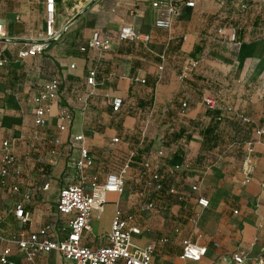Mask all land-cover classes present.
<instances>
[{"label":"crops","instance_id":"crops-1","mask_svg":"<svg viewBox=\"0 0 264 264\" xmlns=\"http://www.w3.org/2000/svg\"><path fill=\"white\" fill-rule=\"evenodd\" d=\"M154 1L55 0L54 29L61 36L44 42L45 0H0V23L11 39L1 50L7 64L0 68V143H13L18 169L0 179L1 236L49 225L50 238L62 239L69 217L56 210L59 190L82 185L89 191L93 176L102 183L126 165L123 192L108 193L101 212L91 213L82 245L106 244L118 206L140 230L135 246L155 244L153 264H232L238 251L264 256V133H256L264 130V0H193L168 30L154 25ZM124 24L148 41L118 40ZM93 31L112 37L108 50H80ZM34 43L45 44L42 53L19 60L18 51ZM90 70L94 85L86 83ZM51 78L59 82L58 95L46 105V123L36 126L32 98ZM114 97L123 100L118 112L111 110ZM205 97L215 98L214 108ZM60 109L70 113L63 130ZM77 134L93 158L83 183L72 165ZM247 156L253 173L243 183ZM171 158L181 161L175 172L166 162ZM172 187L180 199L169 193ZM148 201L160 211L143 210ZM17 202L29 213L26 224L14 216ZM184 239L206 247L199 263L179 259ZM13 252L15 264H28ZM33 264L73 263L51 251Z\"/></svg>","mask_w":264,"mask_h":264},{"label":"built area","instance_id":"built-area-1","mask_svg":"<svg viewBox=\"0 0 264 264\" xmlns=\"http://www.w3.org/2000/svg\"><path fill=\"white\" fill-rule=\"evenodd\" d=\"M151 6L156 14L155 27L168 30L171 28L172 22L180 16L182 8L194 7V1L155 0ZM241 7L243 8L244 5L242 4ZM44 13L46 30L43 41L58 40L61 36V31H55L54 29L55 0H45ZM116 37L120 41L140 40L147 42L149 39L148 35L139 33L130 24L122 25ZM233 38L232 35V40ZM10 40L5 35L3 25L0 23V68L7 64V60L1 56V50ZM111 43L112 37L102 36L99 31H93L86 45L81 47L80 50L93 49L106 51L109 49ZM44 48V43H34L30 48L18 51V59L23 61L28 57L40 54ZM139 81L141 83L145 82L144 79H140ZM86 83L94 85L95 72L93 70L88 72ZM58 91L59 82L56 78H51L41 85L32 98L34 104V125L43 126L46 123V105L56 99ZM203 101L209 108H214L216 105V100L213 97H205ZM122 103L121 97H114L110 102L111 110L118 112ZM235 116L242 121H248L243 116ZM57 117L59 121L58 128L63 130L64 121L70 119V113L66 109H60ZM256 133H264V130L259 129ZM72 141L78 145V156L73 160L72 165L76 171L77 178L83 183L85 172L92 166L93 158L82 134L74 135ZM117 141V138L112 139L114 143ZM12 149L13 143L11 141L5 140L0 143L1 182H4L9 174L18 173ZM248 150L249 152L252 151L251 146ZM143 167L147 168L149 164L144 163ZM180 168L181 165H172L169 170L170 172H175ZM126 169L127 166L125 165L118 173L106 174L102 183H99L97 178L93 176L89 191H86L82 185H67L62 187L58 192L55 207L58 213L69 217L64 237L62 239H51L50 234L53 231V227L49 225L30 233L19 231L6 238L0 235V264H15L12 260L13 247L23 254L24 260L28 264H33L37 255L51 251L58 252L65 260L71 261L73 264H153L155 244L149 242L143 247L135 246L133 238L140 234V230L131 224L133 216L130 213L123 212L118 206L114 210L110 230L106 234V244L98 248H91L81 244L83 234L90 229L91 213L93 211L98 214L101 212L108 193L121 194L123 192ZM241 172L244 176L243 183L248 182L253 173V166L248 156L243 160ZM152 180L155 183V188L157 190L160 189L161 179L157 173L152 175ZM47 188L48 185H44L42 190H46ZM196 189V186L191 187L193 191ZM12 190L18 192L19 188L15 185L12 187ZM169 193L176 194L177 191L172 187L169 189ZM29 196L28 193L23 194L24 199H28ZM197 202L203 207H206L208 204V201L204 198H199ZM152 207V203H148L142 208L143 210H149ZM13 213L22 225L29 221V213L25 211L21 202L15 204ZM161 241L164 242L165 240ZM205 254L206 247L197 245L189 239L181 241L180 260L199 263ZM232 264H264V256L251 258L246 252L238 251L232 256Z\"/></svg>","mask_w":264,"mask_h":264},{"label":"trees","instance_id":"trees-1","mask_svg":"<svg viewBox=\"0 0 264 264\" xmlns=\"http://www.w3.org/2000/svg\"><path fill=\"white\" fill-rule=\"evenodd\" d=\"M166 162H169V163L172 164V165H180V164H181V161H179V159H174V158H171V159L167 160ZM160 183H161V188H163V187H162V186H163V182L160 181ZM161 188H160V189H161ZM158 190H159V189H158ZM175 196H176L177 200L181 198L180 195H177V194H176Z\"/></svg>","mask_w":264,"mask_h":264},{"label":"rangeland","instance_id":"rangeland-1","mask_svg":"<svg viewBox=\"0 0 264 264\" xmlns=\"http://www.w3.org/2000/svg\"><path fill=\"white\" fill-rule=\"evenodd\" d=\"M110 202L111 201H107V203H110ZM147 203H152V205H153V207L151 208L152 211H150V212L156 213V212L160 211V206L156 202L148 201Z\"/></svg>","mask_w":264,"mask_h":264}]
</instances>
